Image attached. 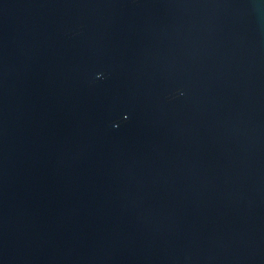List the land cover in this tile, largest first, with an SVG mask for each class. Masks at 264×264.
Returning <instances> with one entry per match:
<instances>
[{
	"label": "water",
	"instance_id": "obj_1",
	"mask_svg": "<svg viewBox=\"0 0 264 264\" xmlns=\"http://www.w3.org/2000/svg\"><path fill=\"white\" fill-rule=\"evenodd\" d=\"M0 264H264V0H0Z\"/></svg>",
	"mask_w": 264,
	"mask_h": 264
}]
</instances>
